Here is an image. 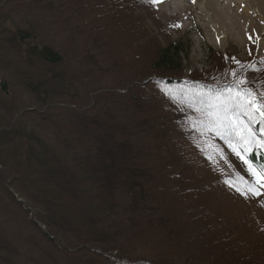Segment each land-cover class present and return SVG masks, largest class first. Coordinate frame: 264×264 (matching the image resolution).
Here are the masks:
<instances>
[{"label": "rangeland", "instance_id": "374dc122", "mask_svg": "<svg viewBox=\"0 0 264 264\" xmlns=\"http://www.w3.org/2000/svg\"><path fill=\"white\" fill-rule=\"evenodd\" d=\"M135 1L127 0L137 8L122 18L126 32L111 49L114 36L103 31L116 12H101L99 0H0V264H264L256 217L264 204L238 198L189 146L167 142L180 137L174 116L167 112L162 123L150 83L134 84L151 71L244 77L225 62L241 69L232 58L250 59L246 36L261 40L264 21L238 0L255 25L233 16L227 28L246 32L221 33L214 43L201 17L159 9L152 24L144 10H154ZM15 29L58 60L28 54L12 40ZM172 43L175 66L153 69L159 49ZM130 53L136 63L127 62ZM251 61L261 92L264 65ZM109 149L123 157L111 164ZM132 170L142 202L128 192Z\"/></svg>", "mask_w": 264, "mask_h": 264}, {"label": "snow or ice", "instance_id": "6c2138e0", "mask_svg": "<svg viewBox=\"0 0 264 264\" xmlns=\"http://www.w3.org/2000/svg\"><path fill=\"white\" fill-rule=\"evenodd\" d=\"M156 2V0H154ZM195 2V0H193ZM179 27V25H175ZM249 40L252 37L249 36ZM232 60L239 64L235 57ZM237 74L234 72L233 76ZM246 78H238L233 85L215 93L199 92L195 95L182 94L179 103L185 104L197 116L190 120V127L204 135L210 132L224 139L229 147L247 165L249 173L255 178V184L264 187V168L258 170L241 152H258L264 150V127L258 135L253 130L254 124L264 125V96H259L244 87ZM168 95L176 100L178 93L169 91ZM235 186V183L230 184ZM241 191L239 187L236 189ZM246 190L258 195L259 190L246 184Z\"/></svg>", "mask_w": 264, "mask_h": 264}, {"label": "bare ground", "instance_id": "6f19581e", "mask_svg": "<svg viewBox=\"0 0 264 264\" xmlns=\"http://www.w3.org/2000/svg\"><path fill=\"white\" fill-rule=\"evenodd\" d=\"M198 2L195 4L196 11L199 13L201 20L204 22L203 24L206 25V28L210 31H213L215 28H217V33H215V37H218L221 33L223 34V37L230 35L235 36L237 39V34H241V32L245 33L244 26L242 27L240 25L239 30H234L233 28H227V24L233 25V16H236V19H238V16L241 15V17H245L247 13L250 11L249 8L244 7L240 4L238 0H229L230 2L227 3L224 0H197ZM248 5L253 7V16L256 17L258 21H264V0H247ZM241 8V10L238 9ZM234 13V15H233ZM245 19V23L247 21L250 22V25H255V22L252 21V19ZM246 25V24H245ZM224 29V32H220L222 28ZM248 27V26H247ZM211 34V33H210ZM221 37V36H219ZM224 40V38H223ZM222 40V41H223ZM215 42V41H214ZM224 42V41H223ZM213 43V42H212Z\"/></svg>", "mask_w": 264, "mask_h": 264}, {"label": "trees", "instance_id": "16d2710c", "mask_svg": "<svg viewBox=\"0 0 264 264\" xmlns=\"http://www.w3.org/2000/svg\"><path fill=\"white\" fill-rule=\"evenodd\" d=\"M27 34L22 33L21 31H19L17 29H15V31L13 32L14 39L17 40V43H21V42H23V40L28 38L29 36ZM173 48L174 47L167 48L163 52V54L161 55L160 59L162 60V62L160 63V61H159V64H162V68L163 67L164 68L165 67L173 68L175 66L173 61H171V56H172V53L176 55V52L172 51L170 53V55L168 54L171 50H173ZM26 52L28 54H31L34 57L42 59V60L55 61L58 59V56L56 55V53L52 52L46 46L42 47L39 45L38 46L29 45L26 48ZM43 150H44V147L42 148V151H40L39 155H41L43 153ZM98 151H102V149H98ZM255 154L259 157H262V156H264V150H260L258 152H255ZM110 155H112V158L110 161L111 164H113L117 159L123 157L122 152H119L117 155L115 153L111 152ZM40 164H41L42 168L44 169L47 177H50L51 176L50 166L45 161H42V160H40ZM137 177H138L137 171L132 170L131 174L128 176V181H129L128 192L130 193V195L133 197L134 200H139L142 202V201H144V195H143L142 189L140 187H138V183L136 181ZM219 262H222V259H220Z\"/></svg>", "mask_w": 264, "mask_h": 264}]
</instances>
